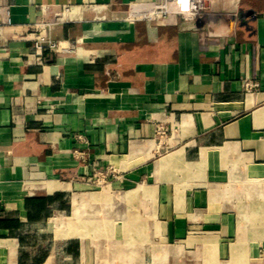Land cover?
<instances>
[{
	"label": "crops",
	"instance_id": "obj_1",
	"mask_svg": "<svg viewBox=\"0 0 264 264\" xmlns=\"http://www.w3.org/2000/svg\"><path fill=\"white\" fill-rule=\"evenodd\" d=\"M142 1L0 0V264H264V0Z\"/></svg>",
	"mask_w": 264,
	"mask_h": 264
},
{
	"label": "built area",
	"instance_id": "obj_2",
	"mask_svg": "<svg viewBox=\"0 0 264 264\" xmlns=\"http://www.w3.org/2000/svg\"><path fill=\"white\" fill-rule=\"evenodd\" d=\"M207 0H150L132 3L127 12L128 19H140L146 21H156L165 23L172 15L181 17L185 20L200 19L204 16L206 10ZM59 16L61 12L55 13ZM54 22L45 23L51 26ZM36 28H40L38 25ZM36 47L48 48L54 51L68 50L62 47L59 41L53 40L49 35L37 36ZM112 75L111 73H109ZM247 88L252 86L247 83ZM158 134L160 136L166 134V129L159 128ZM78 140L86 141L82 135H78ZM76 154L82 153L78 148L74 150Z\"/></svg>",
	"mask_w": 264,
	"mask_h": 264
}]
</instances>
